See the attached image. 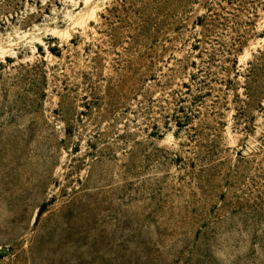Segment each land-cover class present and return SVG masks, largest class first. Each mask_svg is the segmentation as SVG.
<instances>
[{
  "label": "rangeland",
  "instance_id": "rangeland-1",
  "mask_svg": "<svg viewBox=\"0 0 264 264\" xmlns=\"http://www.w3.org/2000/svg\"><path fill=\"white\" fill-rule=\"evenodd\" d=\"M0 264H264V0H0Z\"/></svg>",
  "mask_w": 264,
  "mask_h": 264
},
{
  "label": "trees",
  "instance_id": "trees-1",
  "mask_svg": "<svg viewBox=\"0 0 264 264\" xmlns=\"http://www.w3.org/2000/svg\"><path fill=\"white\" fill-rule=\"evenodd\" d=\"M231 63H233V65L231 66V70L237 71V60L232 61ZM211 78H212L211 74H206L204 79H202L199 76H194L192 79V86L195 85V86H199L200 88H205L206 86H208V84L212 83L211 80L210 82H208V80ZM249 96H250V99H253L252 95H249ZM198 98L201 99V97H198ZM198 98H197V101L199 100Z\"/></svg>",
  "mask_w": 264,
  "mask_h": 264
}]
</instances>
